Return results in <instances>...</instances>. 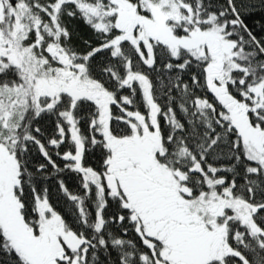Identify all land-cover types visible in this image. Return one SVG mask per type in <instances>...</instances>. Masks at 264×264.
Instances as JSON below:
<instances>
[{
    "label": "snow or ice",
    "instance_id": "1",
    "mask_svg": "<svg viewBox=\"0 0 264 264\" xmlns=\"http://www.w3.org/2000/svg\"><path fill=\"white\" fill-rule=\"evenodd\" d=\"M256 10L0 0V264H264Z\"/></svg>",
    "mask_w": 264,
    "mask_h": 264
},
{
    "label": "trees",
    "instance_id": "2",
    "mask_svg": "<svg viewBox=\"0 0 264 264\" xmlns=\"http://www.w3.org/2000/svg\"><path fill=\"white\" fill-rule=\"evenodd\" d=\"M66 23L69 24L70 29H77L79 32V36L73 37V42L80 47L83 48V44L79 37L87 38L89 35L90 30L86 29L83 25L82 21L79 20H66ZM246 23H248L249 27L253 29L254 32H260L261 25H264V11L256 10L247 20ZM90 161H94L96 157L93 155L90 158ZM76 177L75 176H68L65 177V181L67 186L70 190L74 192H79L78 185L76 184ZM55 185L54 182L52 186L50 187V191H54ZM52 202L55 206H57V210L61 211L62 214L66 215V219H71V216H68L65 213V205L66 201L62 196L53 195Z\"/></svg>",
    "mask_w": 264,
    "mask_h": 264
}]
</instances>
